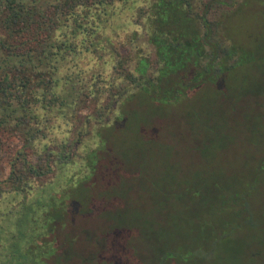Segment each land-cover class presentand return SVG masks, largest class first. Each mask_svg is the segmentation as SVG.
Here are the masks:
<instances>
[{
    "label": "trees",
    "instance_id": "trees-1",
    "mask_svg": "<svg viewBox=\"0 0 264 264\" xmlns=\"http://www.w3.org/2000/svg\"><path fill=\"white\" fill-rule=\"evenodd\" d=\"M245 2L0 0V264L103 257L81 221L142 188L121 191L111 135L143 102L164 106L200 80L225 90L239 51L227 21ZM106 174L112 200L97 201ZM84 232L89 256L73 247Z\"/></svg>",
    "mask_w": 264,
    "mask_h": 264
},
{
    "label": "rangeland",
    "instance_id": "rangeland-1",
    "mask_svg": "<svg viewBox=\"0 0 264 264\" xmlns=\"http://www.w3.org/2000/svg\"><path fill=\"white\" fill-rule=\"evenodd\" d=\"M227 26L239 51L225 90L200 80L164 106L143 102L111 135L125 154L121 191L123 180L142 188L81 221L105 249L89 264H264V92L247 93L264 89V0H246ZM106 180L97 201L112 200ZM85 234L73 247L89 256Z\"/></svg>",
    "mask_w": 264,
    "mask_h": 264
}]
</instances>
